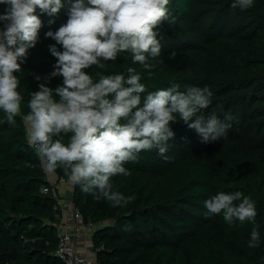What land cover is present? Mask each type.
<instances>
[{
	"label": "trees",
	"instance_id": "16d2710c",
	"mask_svg": "<svg viewBox=\"0 0 264 264\" xmlns=\"http://www.w3.org/2000/svg\"><path fill=\"white\" fill-rule=\"evenodd\" d=\"M233 2L169 0L175 23L165 21L156 29L161 52L148 59L150 72L133 63L130 53L103 69L82 70L96 82L100 75L127 76L133 67L146 93L173 82L181 92L207 86L212 103L203 114L230 125L220 141L201 143L175 114L177 121L169 125L174 138L163 157L156 149L141 152L138 162L125 165L129 176L110 178L113 190L135 196L126 206L113 207L74 185L72 200L84 223L102 225L92 238L98 264H264V0H253L246 10L232 8ZM6 7L0 4V13ZM35 14L42 21L36 46L14 73L22 115L13 126L0 109V264H63L56 254L61 209L43 193L53 183L27 142L22 116L39 84L63 85L62 76H51L57 58L49 51L50 45L60 51L62 46L45 34L66 23L68 10L49 16L37 8ZM53 98L60 100L55 92ZM61 135L67 143L71 134ZM55 174L69 181L61 168ZM237 191L255 202L254 222L230 225L223 213L206 215V200ZM254 227L260 240L253 249L248 241Z\"/></svg>",
	"mask_w": 264,
	"mask_h": 264
},
{
	"label": "clouds",
	"instance_id": "9594fccd",
	"mask_svg": "<svg viewBox=\"0 0 264 264\" xmlns=\"http://www.w3.org/2000/svg\"><path fill=\"white\" fill-rule=\"evenodd\" d=\"M0 4L7 5L0 13V109L13 126L15 117L22 115L23 99L14 73L20 70L28 50L36 46L42 26L36 9L49 16L64 7L68 10L66 23L45 34L62 46L60 51L55 44L50 45L49 51L57 58L51 76H62L63 85L52 89L39 84V91L28 101L30 111L22 116L27 142L46 173L54 174L61 168L83 193L122 207L135 196L125 197L113 190L110 178L129 176L125 165L138 162L141 152L156 149L163 157L174 138L169 125L177 121L175 114L195 130L201 143L218 142L227 136L229 124L214 114L207 118L203 114L213 96L207 86L181 92L179 84L173 82L146 93L133 67L127 68V76L100 75L96 82L82 71L93 65L103 69L106 62L130 53L133 63L150 72L148 59L161 52L156 29L165 21L175 23L168 11L169 0H66V4L62 0H0ZM252 6L253 0H234L231 5L241 10ZM54 92L59 102L54 100ZM142 93H146L143 98ZM61 134H71L67 143ZM205 207L206 215L223 213L230 225L254 222L257 215L255 202L239 191L217 193L205 201ZM259 240L260 233L254 227L248 247H258Z\"/></svg>",
	"mask_w": 264,
	"mask_h": 264
},
{
	"label": "built area",
	"instance_id": "2783aa9c",
	"mask_svg": "<svg viewBox=\"0 0 264 264\" xmlns=\"http://www.w3.org/2000/svg\"><path fill=\"white\" fill-rule=\"evenodd\" d=\"M43 193L49 194L58 202L61 209L58 229L57 257L63 264H98L96 252L88 249L84 242L85 226L82 213L77 209L72 198H67L62 189L55 183L43 187ZM87 226V225H86ZM96 225L87 226L95 231Z\"/></svg>",
	"mask_w": 264,
	"mask_h": 264
},
{
	"label": "crops",
	"instance_id": "0c3cea01",
	"mask_svg": "<svg viewBox=\"0 0 264 264\" xmlns=\"http://www.w3.org/2000/svg\"><path fill=\"white\" fill-rule=\"evenodd\" d=\"M47 177H48V180L51 182V183H56V181H59L58 180V176L54 173V174H48L47 173ZM58 185L60 186V188L62 189V192H66V188L69 187L71 188V191L73 192V187L74 185L71 183L70 185V182H66L64 180H60L58 182ZM72 197V193H71V196L70 198ZM68 198V197H67ZM85 226V238H84V242L87 243V246H88V249L91 248V251L93 249V242H92V238H93V231H89L86 224L84 223L83 224ZM97 227V226H95Z\"/></svg>",
	"mask_w": 264,
	"mask_h": 264
},
{
	"label": "rangeland",
	"instance_id": "374dc122",
	"mask_svg": "<svg viewBox=\"0 0 264 264\" xmlns=\"http://www.w3.org/2000/svg\"><path fill=\"white\" fill-rule=\"evenodd\" d=\"M58 180L60 181V179L58 178ZM59 181H56V185H58V182ZM67 182H70V181H67ZM70 185H71V182H70ZM59 186V185H58ZM60 187V186H59ZM70 187V186H69ZM69 187H67L66 188V192H64V195L66 196V197H68L69 199H70V196H71V193H72V191H71V188H69ZM72 198V197H71ZM99 226H102V225H98L97 227L99 228ZM96 227V228H97Z\"/></svg>",
	"mask_w": 264,
	"mask_h": 264
}]
</instances>
